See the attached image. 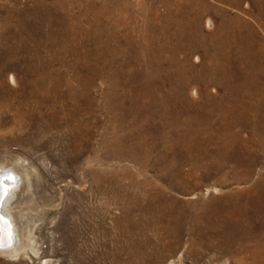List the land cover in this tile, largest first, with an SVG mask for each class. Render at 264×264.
<instances>
[{"label": "rangeland", "instance_id": "374dc122", "mask_svg": "<svg viewBox=\"0 0 264 264\" xmlns=\"http://www.w3.org/2000/svg\"><path fill=\"white\" fill-rule=\"evenodd\" d=\"M169 2L199 13L197 40L224 24L250 43L227 59L250 113L223 121L231 92L203 46L162 37L160 0H0V168L18 176L9 212L20 247L0 264H264V6ZM139 90L175 100L177 116L135 102Z\"/></svg>", "mask_w": 264, "mask_h": 264}, {"label": "bare ground", "instance_id": "6f19581e", "mask_svg": "<svg viewBox=\"0 0 264 264\" xmlns=\"http://www.w3.org/2000/svg\"><path fill=\"white\" fill-rule=\"evenodd\" d=\"M160 1L163 2V4L165 5V9H166V12L164 14H162L160 17H158V19H156V21L158 22L157 23L158 24L157 25L158 26V30L161 31L162 37L164 39L168 40V41H170V40L171 41H176L177 43L180 44L181 48L182 47L185 48L186 46H188V47H197V45L203 46L204 51H205L204 54L205 55L208 54V58H209V63H208L209 65L207 67H205V68H207V71H209L211 73V78H213V76H218L219 75L220 79L217 82L220 84V86L224 87V89H226L229 93L231 92V96L230 97H233V100H234V95L238 96L237 94H239V93H240V95L244 94L243 90L238 91L236 93L233 89H231L229 87L228 81H230V80H229L228 77H229V75L230 76L234 75V73L229 74L230 70H228V68H227V65H228L227 59L229 57V54L232 52V48H233L234 44H237V42H238L242 46L243 49H246V45L248 46L250 43H248V42L244 43L243 41H246V39L243 38L241 35L239 36V35H236L234 33L237 29L235 31L233 30L234 32L230 31V30L227 29V26H225L224 24H221L220 29H218V31L216 33H214L212 35H209L208 37H202L201 40H200L201 42H200L199 40L194 38L195 36H199L200 35L198 27L196 25L197 24V20L199 18V13L195 12L193 10L192 6H189L188 4L187 5L189 7L187 6V9L186 8L184 9V8L179 6L178 8H175L174 10H172L171 7H170L169 0H160ZM179 1L180 2L181 1L182 2H186L187 0H179ZM179 1L176 0V2H179ZM253 1H254L253 4H255V6L257 8H259V9L262 6H264V4H263L264 0H253ZM99 9L101 11H104V2L99 7ZM173 16H177V18L176 19H172ZM236 20H237V22L239 21L238 19H234L233 18L231 20V23H233V21H236ZM206 26L208 28L212 27L213 26L212 20H210V19L207 20ZM238 29H239V25H238ZM238 31L239 30H237V33H238ZM242 43H244V46L242 45ZM210 45L213 46L211 48V51L209 49ZM196 59L198 60L197 57H196ZM243 62L245 63L244 65L246 66L247 62H245V60H243ZM226 68H227V70H226ZM181 75H183V77L181 76V79H182L181 83L185 82V84H186L187 82L190 81L189 77L186 78V72H185V69H183V68L181 69ZM191 76H193V75H191ZM244 77L247 78V76H244ZM253 78H256V76H254ZM9 82L11 84H15L16 80H15V78L13 76H11L9 78ZM149 84H150V86L152 85V81L151 80L149 81ZM156 88H158V87H156ZM242 88H244V87H242ZM191 92H192V95H194V96H198L199 97V95H200L199 90H198L197 87L193 88L191 90ZM159 95H161L160 99L159 98H153L152 95H146L144 92H141L139 90L138 93L134 94V97H135L134 100H135V102L140 103V105H142V106H145L144 105V99H146V98L150 99V103L151 104H155L156 103L157 105H162L163 106L164 105L163 103H166V104H168L169 107L174 109V112H173L172 116H177L178 112L176 111L177 104H176L175 100H173V99L172 100H168L166 95H163V94H159ZM156 96H158V95H156ZM165 98L168 100L167 102H166ZM148 107L153 108L154 106L149 104ZM213 109L214 108H212V110ZM237 110H239L240 112H242L245 115H247L248 113L251 112V109L248 108V107H244L243 103L240 100H238V101L234 100L232 105H231V107H230V109L228 110V112L225 113L223 110H220V114L222 116L223 121L225 123H229L232 120L233 113L235 111H237ZM196 116H194V119H193L194 121L196 120ZM191 117L193 118V116H191ZM192 118L188 117L186 119V128L189 127L190 125H192V122H193ZM199 120L202 123L206 122L205 118H203V117L199 118ZM191 139L194 140V138H191ZM193 145L197 146L198 148H200L198 146V145H200L199 140L195 141V143ZM3 166H4V164H3ZM0 169H3V168H0ZM12 171H14V170H12ZM14 172H16V171H14ZM13 192L14 191H11L10 196L7 199V202H6V204L4 206V209H3V212L5 213V215L9 216L11 218V220H12V216H11V213L9 212V202H10L11 198L13 197ZM192 197H193V195H192ZM157 199H159L158 196H156V195L153 196L152 201H150L148 203V207H149V205L154 204L155 200H157ZM259 203H263V200H258V201H256L255 204L258 206ZM243 206H244V204L239 203L237 201V204H235L234 209L232 211L233 212L232 213L233 216L234 217L236 216V219L233 218V221L231 223V225L234 227L235 232H241V231H243L245 229V224H243V223H244V220L246 218L247 213L245 212ZM218 211H220V210L218 209ZM207 217H208V215H204L203 216L205 221H207ZM14 228H15V233H16V236H17L15 225H14ZM170 230H171L172 233L173 232L177 233L179 231L178 227H175L172 224L170 225ZM194 233H195V237H196L195 239H198L200 237V235L205 234V232H203V230H201L200 228L197 229L196 231L194 230ZM190 234H193V230L190 231ZM19 253H20V247H18L17 241H16L15 246L12 247V249L1 250L0 251V254L8 255L9 257H16V256L19 255ZM168 264H175V263L169 262Z\"/></svg>", "mask_w": 264, "mask_h": 264}, {"label": "water", "instance_id": "95a60500", "mask_svg": "<svg viewBox=\"0 0 264 264\" xmlns=\"http://www.w3.org/2000/svg\"><path fill=\"white\" fill-rule=\"evenodd\" d=\"M18 183V176L14 171L0 169V251L12 249L17 241L14 223L3 209L11 191L18 188Z\"/></svg>", "mask_w": 264, "mask_h": 264}]
</instances>
